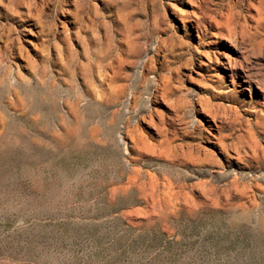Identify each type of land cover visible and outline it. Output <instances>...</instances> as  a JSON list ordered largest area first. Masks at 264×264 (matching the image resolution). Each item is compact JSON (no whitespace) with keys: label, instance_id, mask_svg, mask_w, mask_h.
Returning a JSON list of instances; mask_svg holds the SVG:
<instances>
[{"label":"rangeland","instance_id":"1","mask_svg":"<svg viewBox=\"0 0 264 264\" xmlns=\"http://www.w3.org/2000/svg\"><path fill=\"white\" fill-rule=\"evenodd\" d=\"M264 0H0V264H264Z\"/></svg>","mask_w":264,"mask_h":264},{"label":"bare ground","instance_id":"2","mask_svg":"<svg viewBox=\"0 0 264 264\" xmlns=\"http://www.w3.org/2000/svg\"><path fill=\"white\" fill-rule=\"evenodd\" d=\"M264 118V117H263Z\"/></svg>","mask_w":264,"mask_h":264}]
</instances>
